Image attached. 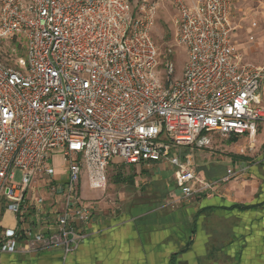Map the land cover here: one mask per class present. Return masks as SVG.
<instances>
[{
	"label": "built area",
	"instance_id": "built-area-1",
	"mask_svg": "<svg viewBox=\"0 0 264 264\" xmlns=\"http://www.w3.org/2000/svg\"><path fill=\"white\" fill-rule=\"evenodd\" d=\"M172 5L176 45L162 56L159 0H0V41H25L15 67L0 60V203L17 222L0 228V254L75 252L94 218L83 182L105 190L115 159L175 166L186 200L237 174L203 179L193 155L175 148H208L214 134L255 139L264 65L239 53L230 0ZM177 48L186 52L180 77ZM56 153L65 174L51 163Z\"/></svg>",
	"mask_w": 264,
	"mask_h": 264
},
{
	"label": "crops",
	"instance_id": "crops-1",
	"mask_svg": "<svg viewBox=\"0 0 264 264\" xmlns=\"http://www.w3.org/2000/svg\"><path fill=\"white\" fill-rule=\"evenodd\" d=\"M235 35L236 30L234 41ZM237 49L247 61L238 46ZM260 128L256 138L248 140L251 148L258 150L257 156L226 157L224 161L229 164L225 172L219 175L212 166H207L209 162L202 168L199 165V177L211 182L219 181L228 169H233L237 174L227 182L219 183L215 191L198 193L188 200L182 198V193L175 184V173L171 176L164 175L163 172L168 169L169 163L127 165L121 159H115L108 169V176L109 181L112 180L111 176L116 175L123 181L121 191L111 189V183L108 191L92 190L88 184L86 190L89 191H81L82 197L93 205L94 218L86 229L88 237L75 252L67 256L60 249L28 255L0 254V264H174L176 248L173 244L176 236L170 233L172 236L166 237L165 243L170 246H158L162 241L161 234H169V231H163L166 228L175 230L181 219L185 227L191 228L192 223L200 218L201 222H205L204 218L225 217L229 212L232 216H238L239 206H264V141H259L264 127ZM239 141L233 146L240 148L246 145V142ZM261 150L263 155H259ZM241 154H246L244 148L241 149ZM59 155L61 154H54L51 163L58 174H65L66 169L65 173H60L53 164L54 158ZM219 157L221 159V156ZM117 169L121 171L109 173ZM41 192L46 195L44 191ZM108 197L117 204L112 202L113 205H110ZM47 199V207H51L54 204L53 199L49 196ZM13 215H10V226L17 224ZM205 242L204 234L197 235L193 241L197 249H202ZM192 254L189 258L191 263ZM249 262L247 264H250Z\"/></svg>",
	"mask_w": 264,
	"mask_h": 264
},
{
	"label": "rangeland",
	"instance_id": "rangeland-1",
	"mask_svg": "<svg viewBox=\"0 0 264 264\" xmlns=\"http://www.w3.org/2000/svg\"><path fill=\"white\" fill-rule=\"evenodd\" d=\"M133 5H136L140 0H131ZM195 1V0H187ZM233 11V18L236 25L235 44L239 47L247 61L264 65V0H230ZM160 10L156 26L153 31L155 42L162 56L168 55L171 47L176 45L175 34L176 27L174 25L175 10L172 5V0H159ZM256 23L257 27H253ZM254 37V42L250 37ZM176 64L181 76V69L186 61V52L183 49L177 48ZM25 55V41L15 39L12 41H0V60L10 67H15L17 59ZM264 127V126H263ZM261 130V128H260ZM246 142L242 147L233 146L234 143ZM249 137H222L220 135H212V144L208 148L198 147H178L175 151L181 155H193L197 169L201 166H212L217 175L225 172L229 162L224 161V158L248 157L255 158L258 150L251 148ZM264 141V128L260 134L259 141ZM249 143H248V142ZM163 142L168 143V140ZM244 148L246 154H241V149ZM250 148L252 150H250ZM248 150V154H247ZM250 151V152H249ZM263 150L259 155H263ZM221 156V159L220 157ZM54 165L60 170V173H65L66 166L64 165L62 155L54 158ZM200 165V166H199ZM112 167V166H111ZM208 168V167H207ZM176 167L169 165L163 173L165 176H171ZM202 170V169H201ZM121 170H113L109 172H119ZM203 171H206L203 169ZM127 173V172H125ZM123 175V174H120ZM21 172L17 171L15 184L21 182ZM105 191L111 189L121 191L124 184L121 179L112 177ZM117 178V179H116ZM87 184L83 182V191H89ZM115 200V198H113ZM109 204L116 201L107 198ZM10 202L3 200L0 203V217L2 223L0 227L3 230H15L17 224L10 226L12 221L11 212L7 211ZM117 204V203H115ZM113 205V204H112ZM115 206V205H114ZM261 204H252L239 206V215L232 216L229 212L225 217H216L214 219L204 218L205 222H201V218L192 223V227H185L184 221L181 219L176 224V229L169 231L168 236L161 234L159 242L160 247L170 246L165 243L166 237L170 238L173 233L176 248L174 264H264V206ZM237 213V212H236ZM11 215V216H10ZM14 216V215H13ZM222 218V219H221ZM243 230V231H242ZM242 231V232H241ZM204 234L206 236L205 245L202 249L195 248L193 241L197 235ZM170 235V236H169ZM193 240V241H192ZM194 253V254H192ZM193 255V262L190 257Z\"/></svg>",
	"mask_w": 264,
	"mask_h": 264
}]
</instances>
